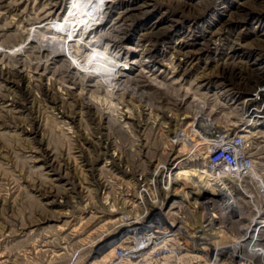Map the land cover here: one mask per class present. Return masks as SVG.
Instances as JSON below:
<instances>
[{"label": "rangeland", "instance_id": "rangeland-1", "mask_svg": "<svg viewBox=\"0 0 264 264\" xmlns=\"http://www.w3.org/2000/svg\"><path fill=\"white\" fill-rule=\"evenodd\" d=\"M91 1L0 0V264H102L138 177L191 149L168 146L191 119L250 136L264 179V126L246 128L241 104L263 76L231 74L259 69L264 0ZM93 7L105 21L89 36ZM37 28L70 49L40 47ZM204 152L171 164L215 176Z\"/></svg>", "mask_w": 264, "mask_h": 264}, {"label": "bare ground", "instance_id": "bare-ground-1", "mask_svg": "<svg viewBox=\"0 0 264 264\" xmlns=\"http://www.w3.org/2000/svg\"><path fill=\"white\" fill-rule=\"evenodd\" d=\"M256 1L257 0H250L249 3H255ZM94 4L95 0H92L91 6H94ZM260 5L264 8V4L260 3ZM95 13L97 14L99 11H96L93 7V10L89 13L90 20ZM100 19L101 18L97 19L95 24L100 23ZM90 28L91 26H89V30ZM33 33L35 36L37 35L36 39L38 42L32 41L40 44V47H44V43L46 42L51 45L55 42L58 44V47H54L55 51H58L59 48H68L66 44L62 45L63 41L59 44V40L57 41V38H53L54 35L51 31L37 28ZM31 36L29 34L28 39H30ZM259 44L262 45V49L256 52L258 55H256L253 61L255 65L259 63V66L257 65L259 69L256 70L253 67L247 69V66L245 68L246 76L234 70L231 73L234 77L239 79L238 82H241V84L245 86H248L247 82L250 83V80L245 78L250 75V73L259 71L264 77V43L259 42ZM41 50L45 52L48 48H42ZM253 81L255 82L252 87L253 93H249L241 103L243 104L242 121L245 122V124L251 123L248 124L246 128L251 127L257 122H259L261 126H264V118H262V115H258L259 112L264 114V78L259 79L258 77L256 80L254 78ZM250 98L257 99L250 102ZM200 111L203 113H199L200 116L203 115V118L207 116L204 110ZM192 121L196 122L198 125L210 127L207 129L206 133H212L210 125L206 123L203 124L197 119H193ZM214 129V132L218 133L220 137H225V139L230 137L228 134H225V131L219 130L218 128ZM241 132H243V130H241ZM236 135H239V133ZM246 138L251 139L250 136H246ZM206 139L207 136H203V141ZM187 146V144L182 145L181 151L185 152ZM191 150L192 148L188 150L187 153L191 152ZM203 150L199 149V153L202 154ZM251 155L254 161H256L252 152ZM166 163L168 162H159V164ZM166 169L167 171L164 172L160 181H163L164 178L170 179V196L165 197L164 201L162 200L159 206V213L161 219L167 222V226L170 227L172 231H164V238H171L175 244H182L183 240H185V243L182 245L183 253L196 254L197 249L198 256H203V258L207 260H215V255L221 253L223 255H229L224 258L223 264H264V220L254 224V222L257 221L258 214L263 212L264 209V179L256 180L254 178L256 162L254 168L250 170L248 175V177L251 178L250 183L243 179L241 174H234L232 176L220 174L218 177L204 171V168L201 169L188 164L184 165V163L181 162L173 165L172 168L167 167ZM255 176H257L256 173ZM144 181H147L145 180V176ZM150 197L154 199L159 196L152 192V195H148V200ZM154 205H156V203ZM188 205L193 212H189V215L180 214L186 213V206ZM143 212L151 213V206L143 204ZM122 213H124V211ZM196 216L197 218H201L203 231L196 232V226L191 224L196 220ZM120 218L117 220H120ZM123 231L124 230L121 229L119 233L117 232L116 234L108 233V237L103 244L106 251H101L103 247H101L102 245L99 246L101 263L145 264L142 263V261L125 260V262H116L115 259L110 260V258L115 255L116 245L119 244V241H116L117 237L125 232ZM113 238H115V240H113ZM193 244H195V246ZM107 257L110 258L105 260ZM167 263L168 262H165L164 264ZM88 264L95 263L90 262Z\"/></svg>", "mask_w": 264, "mask_h": 264}, {"label": "built area", "instance_id": "built-area-1", "mask_svg": "<svg viewBox=\"0 0 264 264\" xmlns=\"http://www.w3.org/2000/svg\"><path fill=\"white\" fill-rule=\"evenodd\" d=\"M114 2L107 1L103 6H109L110 9ZM99 18V13L93 14L91 18L94 23L91 22L90 30L93 32L101 26L99 23L95 24ZM100 20H102V23L105 21V19ZM248 36L250 37L249 34ZM250 38L247 44H244L246 47L249 45ZM221 41L222 39L213 40L212 47L221 45ZM229 46H231V40H229ZM219 79L223 81L222 78ZM224 84L229 85L228 82ZM254 99L257 98H250V102ZM204 111L206 112V110ZM258 115H262V118H264L262 112H259ZM208 128L210 127L198 125L191 120L185 129H180L173 135L168 144L172 149L185 144L190 145L191 152L187 155L184 154L186 156L181 158L180 156H174L166 164L157 163L153 167L154 178L152 181H144V176L138 177L134 198L129 201V208L122 213L119 220V228L125 232L123 231L124 233L119 235L116 240L119 241L115 248L114 259L116 262L133 260L142 261L145 264H164L165 262H168L167 264H223L224 258L229 256L217 253L215 260H207L203 256H198L197 249L196 254L183 253L182 245L185 240L182 244H175L171 238H164V231H172V229L167 226L166 221L161 219L159 206L163 198L170 196V180H168L167 193H159V197H156V205H151V213L143 212V204H148V195H152V190H158V172L160 169L165 165H171L173 161H181L182 159H191V162H194L197 156L200 155L199 149H204L203 152L205 151L204 154L207 157L205 162H210V169L216 170V176L219 177L220 174L227 176L241 174V177L248 178L250 170L255 166V161L250 152L252 140L243 135H236V131L227 132V130L225 134L230 137L225 139V137H220L218 133H215L214 129H211L212 133L207 134ZM203 136H207L205 141H203ZM189 212L193 211L188 205L186 206V213L180 214L189 215ZM262 220H264V209L263 212L258 214L257 221L254 224ZM191 224L196 226V232L203 231L201 218L196 216V220ZM193 245L195 246V244Z\"/></svg>", "mask_w": 264, "mask_h": 264}]
</instances>
